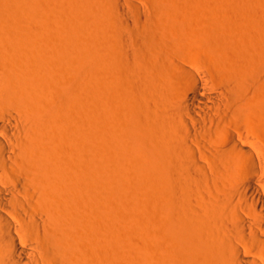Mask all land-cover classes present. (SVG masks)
<instances>
[{
    "label": "bare ground",
    "instance_id": "1",
    "mask_svg": "<svg viewBox=\"0 0 264 264\" xmlns=\"http://www.w3.org/2000/svg\"><path fill=\"white\" fill-rule=\"evenodd\" d=\"M45 4L0 0V264H264V0Z\"/></svg>",
    "mask_w": 264,
    "mask_h": 264
},
{
    "label": "rangeland",
    "instance_id": "2",
    "mask_svg": "<svg viewBox=\"0 0 264 264\" xmlns=\"http://www.w3.org/2000/svg\"><path fill=\"white\" fill-rule=\"evenodd\" d=\"M190 3H192V5H193V7H194V9L198 6V8H200V7H202L201 6V4H200V1L201 0H199V1H197V0H188ZM196 1L198 2V3H196ZM44 2H46V4H45V8L47 7V9H46V11L47 12H50L51 14H54V0H44ZM195 3H196V5H195ZM50 7V8H49ZM197 8V9H198ZM48 9H50V10H48ZM53 10V11H52ZM20 36V41L21 42H23L24 40H23V38L22 37H26V34H24L23 33V35L21 36V35H19ZM19 36H18V38H19ZM22 39V40H21ZM54 85H57L55 82H54ZM71 119V120H70ZM68 121L66 120H64L63 122H62V126H64V124H66L64 127H63V129H62V126H60V128H59V130H58V132L57 133H59L58 135H60V136H58V138L56 139L55 137H54V140H55V143H57L56 142V140H58L60 143L61 142H63V147L65 146L64 144L66 143V146H67V148H69V145H71V140L69 141V138L70 137H72L73 135H74V133L79 129V125L81 124V120H79L77 117H75L74 116V118L73 117H71ZM74 119V120H73ZM78 120V123L76 122ZM68 122V123H67ZM68 125V126H67ZM65 128V129H64ZM70 129V130H69ZM66 130H68V131H71V133L70 132H68V131H66ZM75 130V131H74ZM63 131V132H62ZM62 132V133H61ZM74 132V133H73ZM63 134H66V135H63ZM70 135H72V136H70ZM63 136L64 137H66V138H63ZM70 136V137H69ZM68 137V138H67ZM63 138V139H62ZM60 143H58L60 146H62ZM65 146V147H66Z\"/></svg>",
    "mask_w": 264,
    "mask_h": 264
}]
</instances>
